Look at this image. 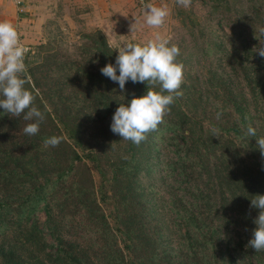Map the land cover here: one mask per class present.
Wrapping results in <instances>:
<instances>
[{
  "label": "trees",
  "instance_id": "trees-1",
  "mask_svg": "<svg viewBox=\"0 0 264 264\" xmlns=\"http://www.w3.org/2000/svg\"><path fill=\"white\" fill-rule=\"evenodd\" d=\"M226 1L217 21L229 23V44L233 48L238 41L254 61L248 68L237 62L242 74L232 81L231 74L211 73L198 81L190 70L183 72L193 77L183 76L182 95L139 145L114 134L110 125L118 104L143 95L147 86L129 80L121 92L101 73L118 54L103 36L86 35L79 58L61 59L59 52L38 46L47 51L41 61L26 63L22 78L45 114L39 133L25 135L23 115L11 117L0 108V264H264V251L248 245L259 212L250 200L264 194V156L256 137L247 135L252 126L257 137L264 136V57L246 41L252 35L264 42L259 33L264 14L255 11L259 25L254 29ZM182 61L178 56L185 69ZM79 113L92 117L86 138L79 123H72ZM51 136L63 139L46 148L44 140ZM162 142L169 154L164 168L173 182L169 223L185 247L178 248L176 258L155 253L152 233L160 229L138 186L140 171L151 169L145 159ZM52 205L60 215L50 212ZM40 208L50 229L58 227L59 216L77 214L102 232L104 246L92 256L81 250L45 251L32 216ZM52 235L58 244L66 243L57 232Z\"/></svg>",
  "mask_w": 264,
  "mask_h": 264
},
{
  "label": "rangeland",
  "instance_id": "rangeland-1",
  "mask_svg": "<svg viewBox=\"0 0 264 264\" xmlns=\"http://www.w3.org/2000/svg\"><path fill=\"white\" fill-rule=\"evenodd\" d=\"M72 2L73 0H70V2L65 1L61 4L55 0H49L45 4L44 12L34 16L29 30L19 34L20 42L28 49L24 61L25 65L28 62L32 64L41 61L47 50L38 48L39 45L59 52L62 56L61 59L64 56L79 58L80 45L86 41L85 36L88 34L103 36L108 47L112 49L117 43L132 41L133 37H135L133 42H141L151 38L153 33L159 32L170 37L171 44L179 47L180 60L187 63L183 72L190 70V73L198 77V81L207 78L211 73L220 74L223 77L231 74L232 81L233 78H239L242 74L241 70L239 71L236 67L239 61H242V65L248 68L250 60L255 57L251 54L247 55L245 47L241 48L238 41L233 44V48H237L232 51L233 48L227 37L229 23H225L223 20L217 21L218 10L223 5V0H191L188 8L176 4V0H143L142 5L139 4L138 0H131V4L135 6L133 15L113 17L110 23L102 25L103 29L95 25V20H91V16L84 14L86 6ZM148 3H153L156 6H167L169 10V15L165 18L164 24L158 29H153L144 22V6ZM226 3L231 8L232 13L236 11L241 17L246 16L247 23L254 29H258L259 19L255 16V11L264 14V0H227ZM131 27L134 29L132 32H130ZM246 41L247 46L254 51L262 42L258 36L256 38L252 35L247 36ZM112 50L117 53V50ZM92 58V56L89 57V59ZM99 61V58L94 60L95 64ZM192 77L191 75V77L185 78L189 80ZM203 88L204 85L201 84L199 89L202 90ZM72 107L76 106L73 105ZM73 120L72 123H79V129L83 131L84 138L89 136L92 117L79 113ZM156 146L158 151L151 150L149 153L151 159H145V164L149 165L151 169L147 171L145 168L140 171L138 186L145 208L152 213L153 222L160 229L153 230L152 233L156 241L155 253L169 257V255H176L178 248L184 250L185 247L181 246L177 233L172 231L173 226L169 223L171 216V205L169 204L171 193L169 190L172 188L169 186L173 182L168 171L164 168V160L169 156L168 149L164 142L157 143ZM75 149L78 155L83 156L80 146H75ZM109 153L111 154V151ZM92 175L95 184H97L96 172L94 171ZM50 212L58 214L57 207L52 205ZM32 216L35 217L37 225L41 229V234L45 240L43 249L47 252L56 251L57 248L68 252L81 250L92 256L96 252V248L104 246L102 232L94 230L77 214L59 216L57 219L59 221L58 227L54 229L47 228V225L44 224L45 212L43 208L34 210ZM56 232L63 240H66V243L58 244L53 239L54 235L52 234ZM158 234L160 235L158 236ZM174 257L176 258V256ZM188 260L191 259L188 258Z\"/></svg>",
  "mask_w": 264,
  "mask_h": 264
},
{
  "label": "clouds",
  "instance_id": "clouds-1",
  "mask_svg": "<svg viewBox=\"0 0 264 264\" xmlns=\"http://www.w3.org/2000/svg\"><path fill=\"white\" fill-rule=\"evenodd\" d=\"M176 4L188 8L191 0H176ZM144 12V22L153 29L160 28L169 15L167 6L153 3L146 4ZM132 31L134 29L131 27ZM259 33L264 36V27L259 29ZM133 41L135 37L132 41L115 44L112 47L118 53L115 63H106L100 71L118 83L121 92L129 80L146 83L147 91L143 95H133L130 100L118 104L110 125L114 134L139 145L148 133L157 130L163 123V117L170 111V105L182 95L179 89L184 77L183 65L177 62L180 49L171 44L170 37L155 32L149 39ZM27 52L28 49L20 42L16 26L7 20L0 21V108L11 117L23 115L26 122L24 134L34 136L39 133L45 114L36 106L35 96L25 87L28 82L22 78L26 71L24 61ZM256 52L264 57V42H260ZM247 135L256 137L257 147L264 156V136L257 137L256 129L252 126L248 127ZM62 139L51 136L44 140V146L57 147ZM250 203L259 212L254 218L256 227L252 229L248 245L260 252L264 251V194H256Z\"/></svg>",
  "mask_w": 264,
  "mask_h": 264
},
{
  "label": "crops",
  "instance_id": "crops-1",
  "mask_svg": "<svg viewBox=\"0 0 264 264\" xmlns=\"http://www.w3.org/2000/svg\"><path fill=\"white\" fill-rule=\"evenodd\" d=\"M49 0H0V21L7 20L16 26L18 34L27 32L34 16L44 12L45 4ZM58 3L70 0H55ZM72 3H79L86 6L85 15L95 20V25L102 28L103 24L110 23L113 17L132 14L135 6L131 0H73ZM93 22V21H91ZM99 23V24H96Z\"/></svg>",
  "mask_w": 264,
  "mask_h": 264
},
{
  "label": "built area",
  "instance_id": "built-area-1",
  "mask_svg": "<svg viewBox=\"0 0 264 264\" xmlns=\"http://www.w3.org/2000/svg\"><path fill=\"white\" fill-rule=\"evenodd\" d=\"M139 4L142 5L143 4V0H138Z\"/></svg>",
  "mask_w": 264,
  "mask_h": 264
}]
</instances>
